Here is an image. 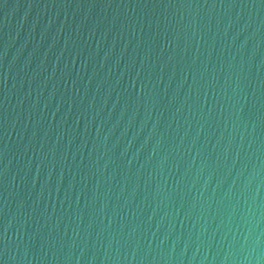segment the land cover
I'll return each instance as SVG.
<instances>
[{
    "label": "water",
    "instance_id": "1",
    "mask_svg": "<svg viewBox=\"0 0 264 264\" xmlns=\"http://www.w3.org/2000/svg\"><path fill=\"white\" fill-rule=\"evenodd\" d=\"M0 264H264V0H0Z\"/></svg>",
    "mask_w": 264,
    "mask_h": 264
}]
</instances>
